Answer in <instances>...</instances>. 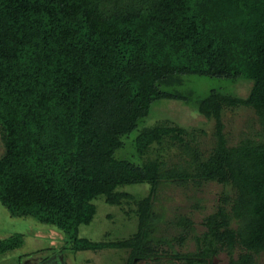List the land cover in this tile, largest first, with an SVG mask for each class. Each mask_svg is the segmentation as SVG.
I'll return each mask as SVG.
<instances>
[{"label": "trees", "instance_id": "16d2710c", "mask_svg": "<svg viewBox=\"0 0 264 264\" xmlns=\"http://www.w3.org/2000/svg\"><path fill=\"white\" fill-rule=\"evenodd\" d=\"M191 74L247 85L244 95L212 88L194 103L214 119L207 149L198 127L142 120L156 100L189 102L182 86ZM238 106L253 110L257 126L229 144L222 113ZM129 134L135 156L118 157ZM174 147L182 161L167 162L161 150ZM207 181L223 189L203 230L182 213L168 220L176 234L158 233L159 185ZM130 183L147 184V193L123 189ZM100 195L132 213L136 230L79 236ZM0 204L50 225L62 236L52 245L74 253L118 247L128 250L123 264H214L224 251L227 264H256L264 251V0H0ZM189 236L193 250L173 248ZM22 242L20 232L0 238V254Z\"/></svg>", "mask_w": 264, "mask_h": 264}, {"label": "rangeland", "instance_id": "374dc122", "mask_svg": "<svg viewBox=\"0 0 264 264\" xmlns=\"http://www.w3.org/2000/svg\"><path fill=\"white\" fill-rule=\"evenodd\" d=\"M186 79L182 89L191 90L189 102L173 98L156 100L152 103L148 115L142 120L143 123L149 124L160 117L167 116L185 127H198L202 130L199 134L201 146L207 149L213 143L214 119L202 115L194 103L212 88L244 95L247 85L243 84L244 81L241 78L232 80L191 74ZM222 118L229 144L235 143L240 137L249 133L252 127L257 126L253 110L245 106L225 109ZM132 136L133 134H129L123 137L124 145L116 150L118 157L135 156ZM161 154L167 162L182 161L176 147L164 148L161 150ZM122 187L131 193L140 195L146 194L148 190V185L144 183H130ZM222 189V184L215 181H207L197 187L192 183L179 185L162 182L154 201V209L163 213V218L158 223L157 232L167 236L176 234L179 230L178 227L169 223L168 220L182 213L193 218L195 230L200 232L204 228L199 223L201 217L213 209ZM94 202L96 212L89 223L79 226V236L91 240H113L128 236L136 230L137 221L132 213L130 216L127 215L122 208L105 202L101 195L94 199ZM196 203L199 206L195 205ZM15 232L23 234V242L19 247L0 255V264H19L18 258L36 260L43 256L45 249H51L54 252L64 251V255H66L64 260L68 264H123L128 254L126 248L118 247L78 250L75 253L69 247L57 249L52 244L59 243V237L62 238L61 233L53 231L50 225L37 221L33 217L12 216L0 204V237H12ZM51 235L52 237H50ZM47 246H53V248H47ZM173 248L180 251L193 250V238L189 236L181 246L174 244ZM58 254L61 255V252ZM227 259V254L223 251L213 257V263L227 264ZM21 263L23 264V261ZM136 264H144V260L139 259ZM256 264H264V251L256 256Z\"/></svg>", "mask_w": 264, "mask_h": 264}, {"label": "flooded vegetation", "instance_id": "af4514ba", "mask_svg": "<svg viewBox=\"0 0 264 264\" xmlns=\"http://www.w3.org/2000/svg\"><path fill=\"white\" fill-rule=\"evenodd\" d=\"M2 238V237H0ZM19 247V246H18ZM17 248V247H15ZM14 249V248H13ZM12 249V250H13ZM11 251V250H9ZM58 252H61V255L58 254ZM47 253V254H45ZM2 255V254H0ZM64 251L57 250V252L52 251L51 249H45V252L43 256L38 257L36 260H28V259H23L21 258L19 261V264H22L21 262L23 261V264H38V263H43V264H68L65 260L64 257ZM8 264V263H6Z\"/></svg>", "mask_w": 264, "mask_h": 264}, {"label": "water", "instance_id": "95a60500", "mask_svg": "<svg viewBox=\"0 0 264 264\" xmlns=\"http://www.w3.org/2000/svg\"><path fill=\"white\" fill-rule=\"evenodd\" d=\"M38 264H43V263H38Z\"/></svg>", "mask_w": 264, "mask_h": 264}]
</instances>
